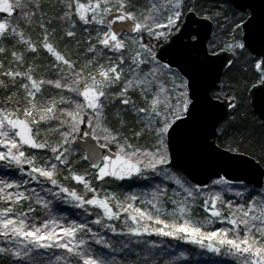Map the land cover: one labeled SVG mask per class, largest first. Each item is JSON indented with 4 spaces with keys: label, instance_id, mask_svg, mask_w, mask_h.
<instances>
[{
    "label": "snow or ice",
    "instance_id": "obj_1",
    "mask_svg": "<svg viewBox=\"0 0 264 264\" xmlns=\"http://www.w3.org/2000/svg\"><path fill=\"white\" fill-rule=\"evenodd\" d=\"M168 241L264 264V0H0V264Z\"/></svg>",
    "mask_w": 264,
    "mask_h": 264
},
{
    "label": "trees",
    "instance_id": "obj_2",
    "mask_svg": "<svg viewBox=\"0 0 264 264\" xmlns=\"http://www.w3.org/2000/svg\"><path fill=\"white\" fill-rule=\"evenodd\" d=\"M120 184L122 185H126V189L125 190H128L129 186L132 185V186H135L136 184H138L137 182L134 181V183H132V181H128V182H119ZM142 184V183H141ZM67 211L69 213H74L76 212L77 210L75 209H71V208H68ZM149 239H152V240H156V241H160L161 238L159 237H150ZM167 243L171 244L173 247H175L176 245L179 244V246L183 249H192V252H193V255H192V259H193V262L195 264L196 261L198 260H205L207 259L206 256H201L200 255V251L199 249H196V248H193V246L191 245H187V244H183L182 242H178V241H168Z\"/></svg>",
    "mask_w": 264,
    "mask_h": 264
},
{
    "label": "rangeland",
    "instance_id": "obj_3",
    "mask_svg": "<svg viewBox=\"0 0 264 264\" xmlns=\"http://www.w3.org/2000/svg\"><path fill=\"white\" fill-rule=\"evenodd\" d=\"M137 182L138 184H143L144 182H140V181H135ZM119 183V182H118ZM132 183H134V181H132ZM106 187L111 190V188L115 187V185H106ZM126 189V185H123V188L121 189L122 191Z\"/></svg>",
    "mask_w": 264,
    "mask_h": 264
},
{
    "label": "water",
    "instance_id": "obj_4",
    "mask_svg": "<svg viewBox=\"0 0 264 264\" xmlns=\"http://www.w3.org/2000/svg\"><path fill=\"white\" fill-rule=\"evenodd\" d=\"M198 179L201 180H206L207 179V173L206 172H202L198 175Z\"/></svg>",
    "mask_w": 264,
    "mask_h": 264
}]
</instances>
